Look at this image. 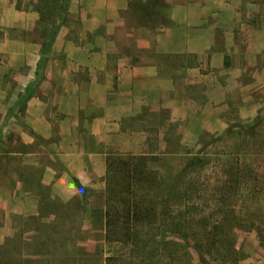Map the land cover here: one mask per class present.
I'll return each instance as SVG.
<instances>
[{"label": "crops", "instance_id": "obj_1", "mask_svg": "<svg viewBox=\"0 0 264 264\" xmlns=\"http://www.w3.org/2000/svg\"><path fill=\"white\" fill-rule=\"evenodd\" d=\"M263 112L264 0H0V245L108 155Z\"/></svg>", "mask_w": 264, "mask_h": 264}, {"label": "rangeland", "instance_id": "obj_2", "mask_svg": "<svg viewBox=\"0 0 264 264\" xmlns=\"http://www.w3.org/2000/svg\"><path fill=\"white\" fill-rule=\"evenodd\" d=\"M227 124L202 139L176 123L157 132L155 181L137 193L156 219L134 227L140 242L105 241L104 183L44 206L55 224H22L42 232L7 239L0 264H264V112Z\"/></svg>", "mask_w": 264, "mask_h": 264}, {"label": "trees", "instance_id": "obj_3", "mask_svg": "<svg viewBox=\"0 0 264 264\" xmlns=\"http://www.w3.org/2000/svg\"><path fill=\"white\" fill-rule=\"evenodd\" d=\"M152 159L146 155L110 154L106 159L105 209L103 213L105 241L133 245L141 241L134 227L154 222L156 212L148 207L150 201L139 200L138 188L152 187L147 164ZM77 187L82 190L80 185Z\"/></svg>", "mask_w": 264, "mask_h": 264}]
</instances>
